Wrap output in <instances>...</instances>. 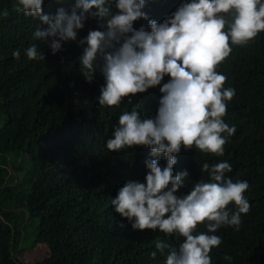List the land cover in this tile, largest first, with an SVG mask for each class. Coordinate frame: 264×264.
Masks as SVG:
<instances>
[{
  "label": "trees",
  "instance_id": "trees-1",
  "mask_svg": "<svg viewBox=\"0 0 264 264\" xmlns=\"http://www.w3.org/2000/svg\"><path fill=\"white\" fill-rule=\"evenodd\" d=\"M71 3L65 0L63 6ZM179 3L148 0L144 10L161 20ZM59 6V0H45L43 9L54 13ZM147 22L141 19L134 26ZM37 23L17 11L14 0H0V264H25L18 251L34 222V244L44 243L49 250L37 264H165L168 249L161 254L156 241L172 247L179 241L159 231L132 229L110 205L127 179L144 180L150 150L135 146L116 152L104 146L120 113L131 105L126 97L119 107L99 108L95 98L102 74L88 82L79 71V40L98 27L97 19L86 20L77 40L65 42L57 54L43 40L31 39ZM30 43L43 51L44 60L27 59L23 49ZM14 49L21 50L18 59L12 56ZM218 71L226 76L225 86L236 89L225 116L236 132L222 156L182 147L174 168H187L189 177L178 191L187 192L196 180L208 178L199 168L204 161H229L228 175L249 182L245 195L251 207L242 214L238 231L227 226L216 230L222 242L210 252L212 264H264V32L235 47ZM160 95L155 86L132 100L143 115H152ZM12 154L27 157L26 172L20 163L13 167L18 172L8 169ZM160 162L165 163L163 155ZM198 230L206 229L198 225ZM152 251H157L155 257ZM225 254L231 262L223 259Z\"/></svg>",
  "mask_w": 264,
  "mask_h": 264
},
{
  "label": "clouds",
  "instance_id": "clouds-1",
  "mask_svg": "<svg viewBox=\"0 0 264 264\" xmlns=\"http://www.w3.org/2000/svg\"><path fill=\"white\" fill-rule=\"evenodd\" d=\"M44 2L14 0L17 11L38 22L31 39L43 40L52 54L77 40L86 20L97 19L98 27L79 40V71L88 82L102 74L104 83L95 98L99 108L119 107L126 97L131 105L113 124L105 148L150 150L144 180L127 179L111 196L112 210L134 230L159 231L179 241L176 247L156 241L161 254L168 249L165 264H212L210 252L222 242L216 230L227 226L238 231L242 214L250 210L245 195L249 182L234 181L227 160L204 161L199 168L208 178L180 192L189 171L174 165L182 147L222 156L235 134L236 125H229L225 116L236 89L225 86L226 76L218 68L235 47L264 32V0H180L161 20L144 10L148 0H74L68 7L59 0L54 13L44 11ZM141 19L147 24L135 27ZM23 52L29 60L45 59L36 43ZM20 55V49L13 50L14 58ZM155 86L162 93L156 112L143 115L132 96ZM223 259L233 258L225 254Z\"/></svg>",
  "mask_w": 264,
  "mask_h": 264
},
{
  "label": "rangeland",
  "instance_id": "rangeland-1",
  "mask_svg": "<svg viewBox=\"0 0 264 264\" xmlns=\"http://www.w3.org/2000/svg\"><path fill=\"white\" fill-rule=\"evenodd\" d=\"M10 160H8L9 165H8V169H10V171H12V169H14L13 167L17 164L20 163V165L22 166V168L24 169V172H26L28 170L27 166H28V162H27V157L25 155H22V157L17 158L15 155H11V157L9 158ZM15 170V169H14ZM16 172H18V170H15ZM15 172V174H16ZM18 176H21V174H19ZM6 204L10 205L9 207L14 208L13 203H10L9 200L6 199ZM16 212H18V210H15ZM37 222L32 223L30 226L27 227V234L23 240V248H21L18 251V257L20 258V260H22L25 264H37L38 262H40L42 259H44L48 253L49 250L47 248V246L44 243H36L34 244V235H35V226H36Z\"/></svg>",
  "mask_w": 264,
  "mask_h": 264
}]
</instances>
